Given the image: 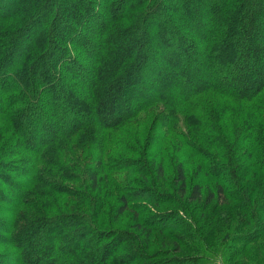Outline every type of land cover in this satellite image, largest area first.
<instances>
[{
  "label": "trees",
  "instance_id": "trees-1",
  "mask_svg": "<svg viewBox=\"0 0 264 264\" xmlns=\"http://www.w3.org/2000/svg\"><path fill=\"white\" fill-rule=\"evenodd\" d=\"M103 1L105 0H9L4 6L0 2V70L4 66L12 67L8 72L10 80L0 72V78L3 77L0 85L5 88L2 96L10 98L9 101L12 102L4 110L3 117L15 127L26 119L29 112L38 114V101L47 104V95H42L45 90H52L53 100L56 104H61L63 113L66 111L72 114L71 111L74 110L76 114L72 115L73 120L70 119L72 121H69L66 132H62L64 126L45 122L54 115L48 111L49 117L46 116L42 123L45 137L29 136L23 141L26 148L38 155L45 168L34 167L28 171L32 178L31 185L21 187L30 195L35 184L42 183L51 187L52 177L43 175L46 171L70 177L76 185L84 187V192L74 189L67 195L72 199L68 205L79 209V212L58 214L53 210L56 216H49L46 211L34 209L36 215L21 213L17 218V205L12 212L14 217L11 216V224L8 228H3L8 234L5 238L1 236V241L12 244L16 250L22 249L14 258L15 264H110L112 253L123 242H133L134 245L122 248L128 255L120 257V264H254L251 256H254V252L257 253L256 258L261 254L259 248L255 247L264 236V0H108V8L112 7L117 11L114 19L104 12ZM162 8L173 9L171 12L176 14V18L177 14L183 16L190 13V22L198 19L202 21L208 10L212 13L216 19L212 26L195 33L205 43L200 52L194 50L196 38L192 41L190 34L181 33L180 29L174 27L172 15L164 16V24L158 27L161 40L164 44L167 43L166 47L172 48H167L168 58H178V62L183 64L182 71L188 69L196 74L199 72L198 64L207 63L209 58L210 64L214 63L208 66V72L212 76L194 88L190 78L185 79L182 92L175 100L171 93L152 95L151 106L158 111L156 116L159 126L166 131L161 142H158L155 149L153 143L157 139L152 140V147L146 149V140L142 144L140 139L136 140L137 150L124 146L126 152H133L138 156L134 169L130 165L123 166L129 163L122 160L119 161L120 171L118 168L107 169L108 163L114 159H108L106 163L96 161L98 166H104L102 171L107 176H104L103 184H96L102 189L92 196V187L82 185L81 176L75 175L77 167L74 164L78 163L77 159L64 149L62 140L73 138L71 136L78 129H91L90 125L77 127L80 123L77 120L79 109L85 118L96 117L102 133L117 128L121 115L123 117L126 114L124 118L131 119L137 114L139 103H134V106L129 105L132 107L131 112L117 117L119 108L124 109L129 101L130 89L136 88L144 93L148 91L146 88L151 81H141L138 74L142 68H146L150 53H153L154 43L147 34V26L154 22V14L159 9L162 11ZM123 19L126 22L124 24ZM35 23L40 27L31 36L32 33L26 27ZM99 23V31L106 38L104 43L107 50L101 51L103 61L89 80L72 45L74 39L84 42L88 40L98 53L101 50L97 47L99 43H95L89 35L90 29ZM25 39L30 41L24 48L30 49L22 54L19 45ZM173 40L179 41L184 47L178 49L176 45L170 46L175 44ZM38 42L44 48L39 47ZM158 42H161L160 39ZM17 51H20L18 56L14 55ZM50 52L53 54L51 73L42 69ZM227 61L228 72L214 75L215 62L223 65ZM77 71L84 74V83L90 84L92 89L91 108L83 105L80 96L71 94L67 80L61 89L55 86L60 73H68V80L72 81L78 74ZM36 75L41 76L38 78ZM153 75L155 77L151 79L155 82H168L169 85L175 83V78L166 67H153ZM27 82L29 88L25 86L27 89L23 90L22 84ZM154 98L157 99L153 100ZM18 102L23 103L18 105ZM168 112L170 113L167 114ZM181 125H185V129L180 128ZM170 133L178 134L177 148L185 147L195 156L196 164L192 175L190 170L186 171L189 166L184 167L185 161L172 150L169 143L164 148L165 137ZM142 137L154 136L149 132ZM75 146L81 148L76 144ZM47 150L51 151L48 158L43 156ZM59 158L68 159L67 162L73 169L60 164ZM125 169L127 170L123 171ZM121 171L125 173L120 174ZM96 175V172H91L88 177L92 186L96 182ZM120 177H124L121 183ZM209 179L212 184L206 181ZM127 181L139 186L133 195L125 193L122 187V183ZM166 185L173 188L172 194L164 193ZM56 189L57 186L54 187ZM146 192L152 194L149 201L157 207L168 199L174 200L171 203L180 207L177 212L182 213L181 216L174 214L170 218L176 219L177 216L187 225L158 226L141 220L137 210H133L134 204L130 205L129 202L138 198L145 199L143 194ZM34 193L39 198L40 194H43L42 198L49 197L42 190H34ZM114 195L116 202L113 203L109 197ZM193 204L196 205L192 207ZM226 204L233 206L237 214L233 211L222 216L215 210L205 214L211 205L218 209L223 205L227 206ZM83 208L90 209L93 215L88 214L87 210L82 212ZM112 208L117 216L126 210H132V228L136 230L134 233H116L115 229L112 230L115 227L113 222L106 226L108 229H98L96 226L92 229L91 225L98 219L110 218ZM189 210L193 214L199 213L196 223L187 215ZM213 218L218 219L216 224ZM52 225L60 227L73 240L72 245L68 246L69 250H65L64 244L59 242L61 235L55 233L50 241H34L36 249L27 248L25 238L29 234L38 235L40 229L46 233ZM105 225L108 223H103V227ZM151 230L160 233L178 230L193 239L195 250L192 247L194 252L182 253L184 250L179 242L173 239L172 248L166 254L151 258L153 255L146 251L149 248ZM82 237H85L84 240ZM110 237L113 239L107 244L106 240ZM242 253L247 255L244 260L237 258Z\"/></svg>",
  "mask_w": 264,
  "mask_h": 264
},
{
  "label": "rangeland",
  "instance_id": "rangeland-1",
  "mask_svg": "<svg viewBox=\"0 0 264 264\" xmlns=\"http://www.w3.org/2000/svg\"><path fill=\"white\" fill-rule=\"evenodd\" d=\"M1 4L6 5L9 0H0ZM108 0H105L102 2V5H104L103 10L104 12L109 15L112 19H114L116 10L114 11L112 7L108 8V4L106 3ZM177 2V1H176ZM107 4V5H106ZM173 4V3H172ZM173 9H164L162 8V11L158 13H155L153 16L154 22L149 23L147 26V34L150 36V39L153 41V53H150L149 56V63L146 66V68H142L141 72L138 74L139 79L143 82H150L149 86L146 88L148 91L146 93L139 91V89L132 88L130 91H128V96H129V101L126 105L124 106V109L119 108L118 110V116L120 117L121 114L131 112L130 110L132 109L131 106H134L138 104V109H137V114L135 113L133 115L135 116H130L132 117L131 119L125 117L126 115H121V121L119 120L117 122V128L113 130H105L103 133L100 132L101 129L99 122L97 121L96 117L92 116L90 118H85L83 113H81L82 110L79 109L77 111L79 115L77 116L79 120V125L77 127H83L84 125H90L91 129L90 130H82L78 129L74 135L71 137L73 138H65L62 140V144L64 146V149H67L70 154H73L78 163H75L74 165L77 167L74 171H76L75 175L81 176V184L82 185H88L89 187H92L91 195L94 196V194L102 189L100 186H96L97 183H102L105 180L104 176L106 173H104L102 170H104V166H98L96 164V161H102L103 163H106L108 159H114L112 162L108 163L107 169H116L120 171V160L124 161L125 163H129L127 165H123L127 167L130 165L132 169L136 167V161L138 159V156H136L135 153L133 152H126L124 146H130L134 150L138 149V145L136 143L137 139H140L142 144L146 140L145 144V149L148 147H152L150 143L152 140L154 141L153 147L158 145V142L162 140V135L165 130H163L159 125L160 122L157 118V113L158 111L152 108L151 106V101L152 95L156 94H166V93H171V96H173L174 100L177 96H179L182 92L183 89V84L185 83V79L190 78L191 85L192 87H198L199 83L204 81L205 79L211 78L212 74H210L208 71V66L214 65L210 64V59L206 61L207 63H200L198 64L199 67V72L194 74L191 73V71H182L183 64L178 62V58H168V52L172 48L166 47V44L161 40V31L158 29V27L162 24H164L163 17L166 15H172L173 22L172 24L174 27L180 29L181 33H187L190 34L191 39L193 41L194 38H196V43L193 44V46L196 47L194 49L197 52H200L202 47L205 46V43L202 42V40L198 39L199 37H196L195 33L197 31H205L208 26H212L213 22L216 20L213 18L210 13V11H207L206 17L200 21L198 19L197 21L190 22L191 19V14H185V15H178L176 18V14H172ZM101 11V9H100ZM99 11V12H100ZM167 11V12H166ZM182 16V17H181ZM209 19V20H208ZM156 20V21H155ZM206 20V22L204 21ZM125 19H123L122 24L126 23L124 22ZM208 21V22H207ZM34 23V22H33ZM43 25V24H42ZM40 25L38 24H28L27 30L32 33L31 36L38 30ZM101 28V23L99 25H94L92 29H90V38L93 39V41H96L95 43H99L97 47L99 46L101 50L96 53L93 49V46L89 43L90 41L84 42L83 40H76L74 39V45H72V48L74 51H76V57L80 58L81 62V67L83 70H85L87 73V78L92 79L93 76L95 75L96 72V67L99 66V64L103 61V56L101 55V51L107 50V47L105 45V39L102 32L99 31ZM26 30V31H27ZM89 33V31L87 32ZM42 34H44L42 32ZM169 35V34H168ZM167 35V36H168ZM30 36V37H31ZM32 39V38H31ZM160 39L161 42H158ZM99 40V41H98ZM30 39H25L19 46H20V51L22 54H25L29 51L30 47H24L27 46L28 42ZM81 41V42H80ZM198 41V42H197ZM75 42H77L75 44ZM172 42H175V44H171L170 46L173 47V45H176V47L181 48L184 47L179 41L173 40ZM171 42V43H172ZM39 47L44 48L43 45L41 46V42H38ZM2 45L0 44V48ZM23 48L25 50H23ZM169 50H168V49ZM168 50V51H167ZM20 51H17L14 53V55L18 56ZM179 51V50H178ZM53 59V54H50L47 56L45 62L43 63V70H47L49 73H51V61ZM229 61L227 63L223 62V65H220L215 62L216 65V70H214V75H219V74H224L228 72L226 67L229 66ZM171 64L173 66L171 67ZM153 67H160V68H167L168 71H170L171 75L173 78H175V83L173 85H169L167 82L159 83L155 82L154 80L151 79V77H155L153 75ZM11 66H4V68H1L0 72H3L2 76L6 78L7 80H10L9 73L11 70ZM3 69V70H2ZM230 69V68H229ZM81 70V69H80ZM79 70V71H80ZM41 73V70L40 72ZM76 76L72 81L68 80V73L62 72L60 73V78L58 83L55 85L56 88L61 89V86L65 84L67 80V85L70 89L71 94H75L80 96V99L83 103V105L91 108L93 106V95H92V89L90 87V84H85L84 83V74L81 72H76ZM213 75V76H214ZM38 78L41 75H36ZM43 77V76H42ZM0 79H3L0 78ZM34 82V80H33ZM89 85V86H88ZM23 90L27 89L26 87L29 88V82L22 84ZM26 86V87H25ZM174 87H176L174 89ZM4 86L0 85V237L2 236L3 238L6 237L8 234L6 231H3V228H8L9 225L11 224V216L14 217V214L12 212L14 211V208L18 205V210H17V215L16 217L19 218V215L22 213H26L27 215H36L35 210L41 211H46V213L49 216H56V213L53 212L56 211L58 214L62 213H74L75 211L79 212L80 210L77 208H72L68 204L71 203V198L67 195H70L71 191H74V189H77L78 192H84L83 188L79 186V184H75V182L70 178V177H61L58 175V172H51L47 173L43 172V175H48L52 180L51 187L42 185L40 183L39 185H34L32 189V196L30 193H25L24 188L31 185L32 178L29 176L28 171L35 168H40L44 167L45 165L40 162L38 155L33 153L32 149H28L23 145V141H26V139L29 136H34V137H45L46 133L42 129V123L44 122L46 116H48L50 113H47L48 111H51L52 117H50V120H46L45 122H50L52 124H58L61 127L64 126L62 132H66V128L68 127L67 125L69 124V121H72L74 116V110L70 112H62L61 111V104H56L55 101L53 100L54 93L52 90H45L42 95H47V104L45 105L42 103L41 100L38 101L37 107H39V112L38 114H31L29 112L28 116L26 119L22 120L18 126L12 127L9 121L5 119L4 116V110L7 108V106L12 103L9 99H5L2 96V93L4 91ZM145 89V90H146ZM141 92V93H140ZM157 98H154L153 100H156ZM15 100V99H14ZM151 100V101H150ZM17 101V100H16ZM150 101V102H149ZM34 102V101H32ZM23 102H18V105ZM150 103L149 105H147ZM134 104V105H133ZM12 105V104H10ZM23 105V104H22ZM175 105V104H173ZM16 107V106H15ZM168 112L167 114H169ZM130 115V113H129ZM49 117V116H48ZM47 117V118H48ZM72 119V120H70ZM89 123V124H87ZM180 128L185 129V125H181ZM76 129V128H75ZM82 130V131H81ZM182 130V129H180ZM151 133L152 136L154 137H142L146 134ZM138 137H134V136ZM178 137V134L175 133H170L168 137H165L164 140V148H167V144L169 143L171 145L172 150H175L179 156H181L182 161L184 162V167L189 166V169L187 168L186 171L190 170V174L195 169V164H196V158L193 156V154L189 151V149H186L185 147L177 148L176 142L178 141L176 139ZM161 139V140H160ZM75 144L79 147L78 149ZM141 144V143H140ZM142 146V145H141ZM50 148V147H49ZM48 148V149H49ZM61 149V148H60ZM50 150H47L44 152L43 156L45 157H50L51 153ZM60 164H63L66 167L71 168L72 166L68 164L67 160H64V158H59ZM62 168V167H61ZM73 169V168H71ZM169 169V168H168ZM127 169L123 170L126 171ZM170 170V169H169ZM123 171L120 172V174ZM133 171V170H131ZM91 172H96V182L92 183L89 181V176ZM118 173V172H117ZM129 173V172H127ZM132 173L135 177L136 174ZM191 174V175H192ZM107 176V175H106ZM132 176H128V178H131ZM71 179L70 181H67L66 179ZM115 178V176H114ZM208 179V178H207ZM113 180V179H112ZM124 177H120V183L123 182ZM115 181V180H113ZM208 184H212V180H206ZM95 184V185H94ZM150 185V183H148ZM21 185H24L21 187ZM153 185V184H151ZM57 186L58 189L54 190V187ZM96 186V187H95ZM122 187L128 195H133L137 190L139 186H136L135 184H132V182H124L122 183ZM34 190H42L44 193H48L49 197L42 198L43 194H40V198L37 193H34ZM173 188L170 186L166 185L165 188H163L164 193L166 194H172ZM90 191V190H89ZM89 193V192H88ZM34 194V196H33ZM90 194V193H89ZM145 199L144 198H138V200H134L133 202H129L130 205L134 204L133 210H137L138 215L140 216L141 220H147L149 224L152 225H158L161 226V224L164 225H173L179 226V225H187L186 222H182L181 218L177 216H181V213H178L177 211L181 209L180 207L176 206L175 204H172L174 200L168 199L167 202L164 204L159 205V207L153 205L150 201L149 198L152 196L151 193L146 192L145 194ZM150 196V197H149ZM32 197V198H31ZM115 195L109 197L111 201L114 203L115 201ZM30 198L32 203L30 202ZM133 197H129L131 199ZM25 199V201H21ZM51 205V206H49ZM196 205V204H195ZM194 204L192 207L195 206ZM227 206L223 205L221 207H217L215 205L209 206L210 209L205 212V214L211 213L214 210L218 214H222L224 216L225 214L229 212H236V209L233 206ZM104 207V206H103ZM216 207V208H215ZM35 209V210H34ZM48 209V210H47ZM82 210V209H81ZM86 208H83L82 212H86ZM193 210V209H191ZM189 210V213L187 214L190 216L193 220L194 223H196V220H199V213H192V211ZM23 211V212H22ZM140 211V212H138ZM88 214H92L93 212L90 211V209L87 210ZM115 211L113 208L111 209L110 213V218L105 219H98L95 224H92L91 227L92 229L95 228V226L98 229L101 228H106V226H110L112 222L114 223L115 227L112 228L116 230V233H120L122 231H127V232H132L134 231L132 228V224L134 222L133 219V214L132 210H126L123 213L119 214L118 216L116 215ZM174 214H177L176 219H171ZM190 214V215H189ZM93 215V214H92ZM157 216V217H156ZM187 216V217H188ZM165 217V218H164ZM169 217V218H166ZM218 218H222L218 216ZM215 224L217 223L216 221L218 220L217 218H213ZM20 222L21 220L18 219ZM92 221V220H91ZM110 222V224H109ZM165 222V223H164ZM213 222V223H214ZM103 223H108V225H105L103 227ZM189 223V222H188ZM8 225V226H7ZM200 225V224H199ZM163 226V225H162ZM235 226L232 228L234 229ZM49 229V228H48ZM46 231V233H43V229H40L38 235H31L27 236L25 238L26 243H27V248L28 249H36V241L40 242H45V241H50L51 238H53L52 234L55 233L56 235H61L62 239H59V242L65 246V250H69L68 246L72 245L71 243V238H68L69 235L66 232H62L60 227H55L52 225L50 229ZM121 229V230H120ZM231 229V230H232ZM118 230V231H117ZM138 233V232H137ZM46 234V235H45ZM150 239H148V249L146 250L147 253L151 256V258H154V255H162L166 254L168 250L172 248L171 241L176 240L179 242V245L181 249L184 251L182 253H190L194 252L192 251L194 249V245L192 243V238H189L186 234H182L178 230H168V231H162L161 233L157 230H151ZM85 237H82L81 239L84 240ZM68 240V242H65L63 240ZM113 237H110L108 240H106V243H110L112 241ZM35 241V243H34ZM122 243V242H121ZM124 243V242H123ZM121 244L118 249H116L115 253H112L113 255L111 256L112 260L110 264H120V257H125L127 256V252H123L122 248L125 245H134L132 244L133 242H127L129 244ZM131 243V244H130ZM135 243V242H134ZM256 244V249L259 248V253H261L258 258H256L257 253L254 252V256H251V261L254 262V264H264V236L259 239V241ZM91 246L92 243H90ZM250 246V245H249ZM184 247H187L185 249ZM190 250H189V248ZM251 247V246H250ZM22 249L16 250L12 244H8L7 242L1 241L0 239V264H15V256H17V253L19 254ZM198 253V252H196ZM155 256V257H156ZM246 254L242 253L239 257H237L240 260H244L246 258ZM162 259V258H160ZM139 262L132 263V264H138ZM246 264V263H245Z\"/></svg>",
  "mask_w": 264,
  "mask_h": 264
}]
</instances>
